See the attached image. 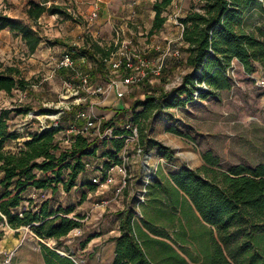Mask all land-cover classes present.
<instances>
[{"label": "rangeland", "instance_id": "1", "mask_svg": "<svg viewBox=\"0 0 264 264\" xmlns=\"http://www.w3.org/2000/svg\"><path fill=\"white\" fill-rule=\"evenodd\" d=\"M154 1L49 0L47 6L59 5L73 19L45 13L34 24L26 14L29 0H0V12L31 24L41 35L45 50V53L41 49L36 50L31 55L19 36L11 31L0 34V62L4 66H16L30 82L26 90L15 89L10 94L0 92V114H4L10 128L20 134L18 139L6 142V149L16 151L30 133L42 127H53L55 122L62 127L57 139L62 146H67L65 140L71 135L66 131L68 125L82 126L86 120L76 118L77 110H87L92 106L96 118H100L102 124L108 122L112 131L122 130L130 122L137 128L139 137L140 121L146 126L149 138L160 141L172 152L167 157L156 147L143 148L138 142L142 147L138 153L136 146L130 144L126 183L121 193L115 196V189L121 182L118 174L112 176L111 184L90 189L94 172L98 170V174H104L103 162L110 161L103 156V152L110 148V138L104 144V139H100L95 130H89L86 134L97 140L98 157H89L93 168H88L77 179L76 187L65 192L59 186L55 193L49 189L36 191L30 188L24 193L25 199L33 198L36 203L49 199L55 208L73 206L75 209L70 216L79 217L80 231H71L56 244L55 240L35 237L27 228L14 230L0 222V264H43L42 244L71 256L77 264H111L115 248L113 238L119 235L121 215L127 212L152 239L167 242L190 264H203L200 243L207 240V230L201 227L200 220L186 212L188 209L182 210L170 204L163 190L153 188V202L148 200L150 185L144 186L148 170L153 169L156 174L154 184L160 182L166 185L169 174L181 167L195 169L202 166L206 152L218 159V165L213 167L217 170H226L239 163L249 166L264 163V69L260 66L253 73H246L234 60L226 71L231 82L230 89L220 90L205 98L197 94L184 106L147 111L146 118L141 117L136 122L133 118L142 110V107L133 106L136 100L170 92L179 86L182 76L190 70L182 65V59L167 58L161 75H149L140 85L131 87L122 99L110 94L107 98L91 96L79 104L72 102L69 84H77L75 79H71L74 71L63 68L67 70L65 75L60 71L62 69L57 68L65 52L87 48L86 43L91 40L109 52L139 54L153 62L158 56L156 46L163 48L168 42L173 47L181 46L177 22L191 8L198 9V0H176L164 13L168 21L162 30L150 35ZM263 24L264 17L256 4L245 10L243 28L246 31L252 32L255 26ZM116 31L119 33L118 39ZM53 54L54 60L50 58ZM79 62L74 57V68L89 72L93 85L107 81V66L104 74L95 75L91 59H86L85 63ZM80 94L86 95L84 92ZM26 206L24 200L16 210L20 211ZM90 237L92 240L83 246ZM155 248L166 251L160 244H155ZM150 257L154 259V264L160 259L158 255L152 254Z\"/></svg>", "mask_w": 264, "mask_h": 264}, {"label": "trees", "instance_id": "2", "mask_svg": "<svg viewBox=\"0 0 264 264\" xmlns=\"http://www.w3.org/2000/svg\"><path fill=\"white\" fill-rule=\"evenodd\" d=\"M173 1H154L150 35L162 30L167 20L164 13ZM253 4L264 17V0H198V9L193 7L179 18L184 44L181 62L190 70L170 92L136 100L133 106L142 107V110L135 114L133 121L146 118L147 111L184 106L197 94L205 98L230 89L226 71L234 60L246 73H253L258 66L264 69V24L255 26L252 32L243 28L245 10ZM45 13L73 19L64 8L54 4L47 6L46 1L30 2L26 10L34 24ZM5 28L19 36L30 53L42 41L31 24L0 12V31ZM86 45L87 48H80L73 58L84 55L88 61L92 60L95 75L104 74L109 50L91 40ZM201 83L206 88L200 87ZM28 87L30 82L19 68L0 62V92L10 94L15 89L26 90ZM138 125V142L143 148L156 147L165 156H171L169 147L149 138L146 126L140 121ZM108 127L111 126L106 122L101 128ZM61 129L60 125L30 133L16 151H11L5 148L6 142L18 139L20 134L11 129L4 114H0V222L14 230L27 228L35 237L55 240L56 244L73 229L80 228L79 217L70 216L75 208H55L49 199L36 203L33 198L25 199L24 193L30 188L36 191L49 189L55 193L59 186L69 192L76 187L77 179L86 173L87 158H94L98 151L97 140L83 134L75 135L69 145L62 146L57 139ZM127 132L126 129H113L114 137L108 141L110 148L103 152L110 160L103 162L105 171L120 163L118 152L124 145V138L120 136ZM105 140L104 144L107 143ZM203 159L204 164L198 168L181 167L169 174L166 185L154 184L156 174L148 185L163 190L170 204L188 209V214L202 222L201 227L207 230V240L200 243L203 264H264V163L254 166L239 163L226 170H217L213 167L218 165V159L210 152L204 153ZM90 183V189H94L96 184ZM24 200L27 206L17 211ZM146 225L151 227L148 222ZM119 231L113 238L115 248L111 264H154L152 254L160 256L155 264H190L167 242L152 239L136 224L130 212L121 215ZM91 239L87 238L83 246ZM155 244L162 245L166 251L157 250ZM42 252L45 264H77L71 256L60 255L44 244Z\"/></svg>", "mask_w": 264, "mask_h": 264}, {"label": "built area", "instance_id": "3", "mask_svg": "<svg viewBox=\"0 0 264 264\" xmlns=\"http://www.w3.org/2000/svg\"><path fill=\"white\" fill-rule=\"evenodd\" d=\"M97 2H101L102 0H96ZM95 15V14H93ZM177 25L180 27L179 34V44L180 47H173L171 42H168L165 47L160 48V46H156V50L158 52V56L153 62H150L147 58H143L139 54L129 55L126 52H110L109 58L105 60L106 66L108 68V79L104 84H96L93 85L91 83V77L89 72L85 70H81L80 68H74V58L73 54L77 52L75 49L65 52L57 63L58 69H72L74 71L71 79H75L77 84L70 83L69 86L71 88V95L73 97L72 102L79 104L82 101H87L88 97L91 96H104L108 97L110 94L114 96L116 99L124 98L128 93L129 89L133 86L140 85L144 80H146L149 75L159 76L163 72L166 67V60L169 57L182 59L184 54L181 50L182 46H184L182 41V30L183 25L180 22H177ZM117 39L119 38V33L116 31ZM79 63H85L86 57L84 55H80L77 57ZM78 63V64H79ZM80 65V64H79ZM200 87L206 88L204 83L199 84ZM80 92H84L86 95L80 94ZM93 107L90 106L87 110L78 109L76 112V118L82 119L86 118L84 124L82 126H76L74 124H70L66 131L71 133V135L66 139L67 145H69L73 140L74 136L77 134L87 135L89 130H95L98 133V137L100 139H108L114 137L112 135V127H108L102 130V122L100 118H96L93 114ZM87 114H84V113ZM60 126L58 122L54 123V127ZM48 127H42L45 129ZM128 132L125 135L120 137L124 138V145L121 150L118 152V158L120 159V163L116 165H112L108 168L104 174H98V170L94 172L92 176V182L96 184L97 187H104L113 182V175L118 174L121 176V182L119 186L115 189V196L119 195L126 183V175H127V151L130 144L136 146V151L139 153L142 151V147L138 143V131L137 128L130 122H128L125 128ZM89 161L85 162L86 168H93ZM97 172V173H96ZM146 176V181L144 186H147L149 183L153 181L155 177V172L153 170H148ZM145 191V190H144ZM144 196V194H143ZM143 196H141V200L143 201ZM73 230L80 231V228H75ZM72 230V231H73Z\"/></svg>", "mask_w": 264, "mask_h": 264}, {"label": "crops", "instance_id": "4", "mask_svg": "<svg viewBox=\"0 0 264 264\" xmlns=\"http://www.w3.org/2000/svg\"><path fill=\"white\" fill-rule=\"evenodd\" d=\"M42 1H46L47 3H48V1L49 0H42ZM42 1H35V0H29V2H28V5H29V3L30 2H34V3H41ZM153 1V0H152ZM175 1L176 0H174L173 2H172V4L170 5V6H172L174 3H175ZM28 5H27V8H28ZM169 6V7H170ZM27 8H26V10H27ZM153 15H154V12H153V10L151 9V16H150V27H151V24H152V19H153ZM9 17H11V18H15L16 16H11V15H8ZM184 16H182V18H183ZM15 19H17V18H15ZM166 21H168V20H166ZM10 30H9V28H5V29H2L1 31H0V34L1 33H5V32H9ZM161 31V30H160ZM40 35V34H39ZM41 36V35H40ZM42 42L43 41H41L40 43H39V45L37 46V48H36V50L38 51L39 49H41V51H42V53H45L44 51L45 50H43V47H42ZM35 50V51H36ZM35 51L33 52V53H31V55H33L34 53H35ZM46 56V55H45ZM54 54L53 55H51L50 56V58L51 59H53L54 58ZM29 59H31L32 60V58H29ZM34 60V59H33ZM54 60V59H53ZM61 72H63L65 75H66V73H67V70H65V69H62V70H60ZM93 114L95 115V112H94V110H93ZM87 160L88 161H91V160H89V158H87ZM97 161H99V158L97 159ZM150 170H153V169H150ZM148 200L150 201V202H153V184H151L150 186H149V192H148ZM77 208L79 207V206H76ZM92 240V239H91ZM90 240V241H91ZM43 264H45V261L43 260Z\"/></svg>", "mask_w": 264, "mask_h": 264}, {"label": "water", "instance_id": "5", "mask_svg": "<svg viewBox=\"0 0 264 264\" xmlns=\"http://www.w3.org/2000/svg\"><path fill=\"white\" fill-rule=\"evenodd\" d=\"M58 254L60 255H65L64 253L60 252V251H56Z\"/></svg>", "mask_w": 264, "mask_h": 264}]
</instances>
